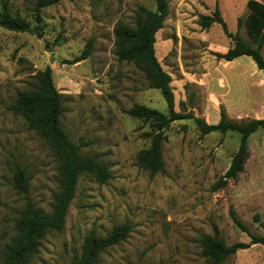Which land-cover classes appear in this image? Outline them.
I'll list each match as a JSON object with an SVG mask.
<instances>
[{
  "label": "rangeland",
  "instance_id": "obj_1",
  "mask_svg": "<svg viewBox=\"0 0 264 264\" xmlns=\"http://www.w3.org/2000/svg\"><path fill=\"white\" fill-rule=\"evenodd\" d=\"M247 2L169 0L156 56L171 77L177 112L213 121L217 103L210 96L211 81V95L225 101L219 111L223 107L231 116L261 114L263 72L249 57L217 60L213 53L231 41L220 26L200 25L201 17L210 16L218 5L229 31H238L256 49L245 26L238 28V19L249 13ZM36 3L9 0L12 16L27 23L31 32L0 28V262L17 236L15 226L26 200L50 214L59 192V162L49 142L7 109L18 93L39 86L47 67L62 95L63 131L83 157L105 165L112 178L99 183L94 174L80 175L64 229L49 231L29 264H72L88 234L104 237L125 223L132 226L127 238L102 253L97 264H211L202 253V236L228 246L251 240L233 218L250 234L264 237V129L248 140L244 172L217 191L213 186L230 167L239 133L202 135L193 120L176 121L164 130L165 172L152 175L136 165L156 126L126 111L137 104L167 115L168 107L140 68L118 59L114 31L119 24L134 28L143 19L140 8L156 12L155 0H64L42 9L39 16ZM89 41V57L72 63ZM47 46L53 49V63ZM15 166L24 168L30 180L26 196L13 187ZM221 264H264V245L240 250Z\"/></svg>",
  "mask_w": 264,
  "mask_h": 264
},
{
  "label": "trees",
  "instance_id": "obj_2",
  "mask_svg": "<svg viewBox=\"0 0 264 264\" xmlns=\"http://www.w3.org/2000/svg\"><path fill=\"white\" fill-rule=\"evenodd\" d=\"M64 0H37L36 13L44 8L56 5ZM156 12L140 8L143 19L134 28L119 24L114 34L116 39L117 57L122 62L135 64L140 68L149 82L150 88L158 90L168 107L165 115L158 110L143 105H134L126 111L130 117L145 122L152 121L156 130L148 134L151 145L148 149L138 153L136 165L149 171L152 175L165 172L162 143L165 140L164 130L173 122L191 119L195 122L202 135L218 132L222 135L236 132L241 136L238 150L232 156L229 169L214 184L213 191L225 188L230 180H235L244 172L245 164L250 157L248 140L259 129H264V118L253 119L245 123L231 120L225 109L220 110V121L217 124H208L204 119L193 114L177 112L175 109L174 90L171 86V77L162 68L156 56V43L159 31L169 13V0H155ZM249 13L245 19H238V28L245 26L247 36L257 45L251 48L240 36L239 32L229 31L218 5L210 16L201 17V27L209 29L218 25L224 35L231 41V46L225 53L214 52L217 60L232 61L241 56L251 57L258 69L264 73V57L261 49L264 47V4L257 0H248ZM37 16V18H38ZM0 28L18 33L31 32V28L12 16L9 0H0ZM92 48V41L85 46L82 54L72 63L87 59ZM15 115L21 116L28 125V129L38 132L43 139L49 142L59 162V192L55 196L54 205L50 214L37 209L33 202L26 200L24 209L19 213L16 222V238L6 246L0 264H29L37 254L40 242L49 231H62L65 226L67 212L75 196L78 179L83 173L94 174L99 183H105L112 178L108 168L92 157H83L80 147L71 142L63 131L60 123L62 115V95L53 82L52 70L47 67L40 74V83L30 92L18 93L16 99L7 107ZM85 145V144H82ZM13 187L19 194L27 195L30 180L24 168L15 166ZM235 225L246 232L251 238L249 243L226 245L223 241L211 236L201 237L203 256L211 264H221L228 257L252 245H264V237L255 236L237 219ZM258 219V218H257ZM132 226L128 223L116 226L104 237L93 233L84 238L82 253L72 264H97L100 256L107 249L123 242L131 232Z\"/></svg>",
  "mask_w": 264,
  "mask_h": 264
},
{
  "label": "crops",
  "instance_id": "obj_3",
  "mask_svg": "<svg viewBox=\"0 0 264 264\" xmlns=\"http://www.w3.org/2000/svg\"><path fill=\"white\" fill-rule=\"evenodd\" d=\"M231 46V43H229L228 44V46L227 47H224L222 50H220L219 52L220 53H225L227 50H228V48ZM242 57H248V56H241V57H238V58H236V59H239V58H242ZM249 58H251V57H249ZM236 59H234V60H232V61H225V60H221V61H224V62H233V61H235ZM252 59V58H251ZM254 62V61H253ZM255 63V62H254ZM256 65V64H255ZM216 66H218V63H215V65H214V68L216 67ZM257 66V65H256ZM214 68H212L211 69V71H210V74H209V77H212V74H213V69ZM258 68V67H257ZM259 70V69H258ZM261 71V70H260ZM261 72H263V71H261ZM264 74V73H263ZM210 79V78H209ZM211 93H212V85H211V81H210V96L212 97V99H214L215 100V102L217 103V107H216V111H215V115H214V120L213 121H210V122H207L208 124H211V125H214V124H217L219 121H220V111H219V109H218V105L219 104H223V103H225V101H224V99H222V98H215V97H213L212 95H211ZM224 105V104H223ZM226 109V108H225ZM258 112L259 113H261V114H255V113H250V114H246V113H243V114H241V115H232L231 116V114L228 112V110L226 109V113H227V115L230 117V118H232V119H242V118H248V117H250L251 119H263V118H261V116H264V106L262 105V107L261 108H259L258 107ZM218 113H219V115H218Z\"/></svg>",
  "mask_w": 264,
  "mask_h": 264
},
{
  "label": "water",
  "instance_id": "obj_4",
  "mask_svg": "<svg viewBox=\"0 0 264 264\" xmlns=\"http://www.w3.org/2000/svg\"><path fill=\"white\" fill-rule=\"evenodd\" d=\"M36 32V36L37 38H41V35L37 32V30L35 31ZM46 52L50 53L51 56H50V63H53L55 61V57L54 55L52 54L53 53V49L49 46L46 47Z\"/></svg>",
  "mask_w": 264,
  "mask_h": 264
}]
</instances>
